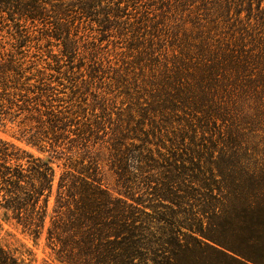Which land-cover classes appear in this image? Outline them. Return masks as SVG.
<instances>
[{"label":"trees","instance_id":"obj_1","mask_svg":"<svg viewBox=\"0 0 264 264\" xmlns=\"http://www.w3.org/2000/svg\"><path fill=\"white\" fill-rule=\"evenodd\" d=\"M68 1L64 16L101 15L95 10L98 0ZM43 4V0H0V29L7 27L14 40L13 51L0 50V123L33 121L35 130L30 132L29 125L18 138L56 153L67 138L66 129L84 115L86 89L67 87L81 73L61 65V57L70 62L79 48L69 36L70 23L55 19L37 36L20 24L18 17L31 25L49 21ZM52 39L67 42L57 60L49 49ZM190 52L185 47L173 67H165L169 74L164 79L147 83L146 107L137 115H147L148 128L137 126L133 131L138 132L128 136L123 125L110 138L114 189L99 179V164L91 160L64 163L53 189L50 161L0 139L2 220H14L34 244L45 234L52 261L59 264H178L179 255L194 249L186 239L198 236L232 252L219 250L238 264H264V258L256 259L252 252L225 247L201 225L193 227L190 217L186 222L176 218L187 211L192 215L191 207L202 197L201 219L235 223L249 248L254 245L264 252V164L240 163L238 144L234 151L228 145L239 143L244 117L264 113V68L249 62L254 61L251 52L232 47H205L197 56ZM100 105L104 110L105 104ZM98 128L97 122L83 125L76 138L90 141ZM130 147L136 153L131 172L125 160ZM148 218L168 224L167 234L148 238ZM200 218L192 220L202 224ZM34 261L24 243L0 244V264Z\"/></svg>","mask_w":264,"mask_h":264},{"label":"rangeland","instance_id":"obj_2","mask_svg":"<svg viewBox=\"0 0 264 264\" xmlns=\"http://www.w3.org/2000/svg\"><path fill=\"white\" fill-rule=\"evenodd\" d=\"M43 1L49 21L42 24L35 22L34 26L23 17L18 19L23 28L29 26L28 31H34L35 36L40 34L38 31L50 28L51 21L55 19L71 24L69 36L79 47L72 60L69 62L61 57L62 44L67 43H62V39H52L49 49L54 60L61 57L62 69L80 71L81 76L76 78V83L69 85L66 80L64 82L67 87H85L84 115L74 120L76 124L66 129L67 138L56 153L48 148L39 150L18 138L23 128H26L25 131L29 130V125L32 127L30 132L35 130L33 121L21 123L19 119L13 122L5 120L0 123V139L13 143L20 150L42 161H50L49 165L55 171L53 189L64 170L63 164L74 160L98 162L99 179L110 189L116 187L110 169V138L123 125L128 127V136L138 132L133 131L135 128H148L147 115H137L146 107L147 83L164 79L169 74L165 67L172 68L176 56H180L185 47L191 51L189 55L193 56L199 55L205 47H232L237 51L251 52L254 61L249 59V62L258 63L259 68H264V0H98L100 2L95 10L101 15L86 17L75 15L74 12L70 13V17L64 16L63 12L70 4L68 0ZM78 10L75 8L73 11ZM6 29L7 27L0 29V50L4 54L13 51L14 45V40ZM12 30V26L9 27L8 31ZM30 59L34 58L29 57ZM46 60L51 62L50 59ZM65 93H69L68 88ZM100 104H105L104 110L100 109ZM65 105L70 107L71 104L68 102ZM93 122L99 125L95 137L90 138V141H79L76 138L78 131L82 130L83 125ZM242 122L244 129L236 139L239 143L231 145L229 141L228 145L234 151L232 147L238 144V151L235 153L240 163L249 166L264 164V113L249 114ZM132 141L138 144V141ZM129 149L125 160L128 171L131 172L133 169L129 165H134L136 153L132 147ZM53 198L52 195L49 199V208ZM197 198L199 201L191 207L192 215L187 211L185 214L178 213L176 218L186 222L185 217H190L188 222L193 223V227L201 225L204 233L220 238L219 243L226 244L238 253L240 249L252 252L256 259L264 258L262 250L254 245L249 248L250 244L235 223L224 222L222 225L221 220L209 223L208 220L201 219L205 201L202 197ZM193 218H200L202 224L195 222ZM2 219L0 208V244L18 247L19 243H24L34 253L35 261L32 264H43L44 261L59 264L52 261L50 250L45 245V234L34 244L31 238L20 232V227L15 225L14 220L6 222ZM146 227L147 233L152 235L148 236L151 239L159 234L164 236L169 229L168 224L152 221L150 218ZM244 233L248 235V232ZM201 239L199 236L198 240L186 239V243L194 249L179 255L178 264H238L219 252L224 248Z\"/></svg>","mask_w":264,"mask_h":264}]
</instances>
